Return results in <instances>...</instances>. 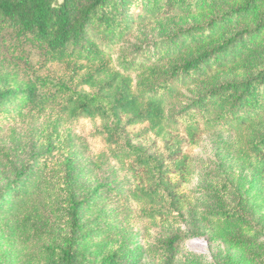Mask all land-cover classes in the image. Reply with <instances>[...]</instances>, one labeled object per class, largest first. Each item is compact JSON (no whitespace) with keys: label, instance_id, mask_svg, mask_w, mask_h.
I'll list each match as a JSON object with an SVG mask.
<instances>
[{"label":"trees","instance_id":"obj_1","mask_svg":"<svg viewBox=\"0 0 264 264\" xmlns=\"http://www.w3.org/2000/svg\"><path fill=\"white\" fill-rule=\"evenodd\" d=\"M156 23L170 26L165 36L117 51ZM80 119L99 121L91 135L106 146L84 167L88 145L67 127ZM219 130L242 136L240 156L264 179V0H0V161L14 168L0 187V264H135L116 238L129 203L149 222L175 219L184 149ZM112 161L132 185H90L86 175ZM227 187L205 218L246 264H264L245 236L246 202L227 203ZM181 239L159 242L164 264Z\"/></svg>","mask_w":264,"mask_h":264},{"label":"rangeland","instance_id":"obj_2","mask_svg":"<svg viewBox=\"0 0 264 264\" xmlns=\"http://www.w3.org/2000/svg\"><path fill=\"white\" fill-rule=\"evenodd\" d=\"M169 28L170 26L158 23L139 26L123 39L117 51L120 52L123 48L133 50L141 44L150 43L165 36ZM50 68L55 74L65 72L61 65ZM237 75L238 71L234 70L224 71L214 77L225 80ZM211 81L213 82L212 79ZM200 89V84H194L184 88L182 92L187 100ZM98 125L99 121L91 119H80L67 124L88 145L86 154L77 153L80 167L87 165L97 152L106 150L103 141L91 135ZM241 140L242 136L235 132L219 130L202 136L197 144L188 145L184 149L189 156V171L184 180L179 174H175L173 178L175 181L181 180V193L186 196V200L175 219L149 222L140 217L133 202L129 203L134 212L120 218L116 238L123 239L135 264H164L159 242L173 232L180 233L182 239L177 244L172 264H225L228 260L233 264H246L248 254L231 247L218 235L215 219L205 218V211L213 204L214 194L223 183L228 185L224 194L227 203L237 206L240 198L245 200V208L250 212L252 220L245 236L251 238V250L257 255H264V179L258 177L254 159H243L240 156ZM153 145L161 146L162 142L156 140ZM13 171L10 163L0 161V187L12 179ZM86 178L92 186L99 182L132 185L130 176L120 170L114 161L86 175ZM110 207L113 210L120 208L114 202L110 203ZM0 245H4L1 235Z\"/></svg>","mask_w":264,"mask_h":264}]
</instances>
